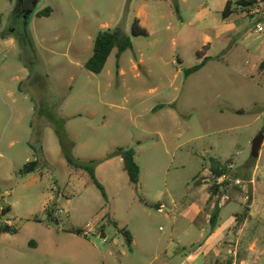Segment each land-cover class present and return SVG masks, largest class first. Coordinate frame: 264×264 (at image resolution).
I'll list each match as a JSON object with an SVG mask.
<instances>
[{
	"label": "rangeland",
	"instance_id": "1",
	"mask_svg": "<svg viewBox=\"0 0 264 264\" xmlns=\"http://www.w3.org/2000/svg\"><path fill=\"white\" fill-rule=\"evenodd\" d=\"M230 1L223 18L226 0H36L22 18L17 0H0V226L15 229L0 232V264H145L153 253L182 264L213 231L187 239L196 209L217 205L215 164L229 167L226 184L248 179L220 194L223 236L191 264H225L232 247L238 263L264 264V139L251 156L264 123V0ZM135 18L147 36L131 33ZM117 26L132 47L89 71L94 37ZM48 115L64 119L75 160H99L105 196L67 163ZM118 147L134 150L137 183L109 156Z\"/></svg>",
	"mask_w": 264,
	"mask_h": 264
},
{
	"label": "trees",
	"instance_id": "2",
	"mask_svg": "<svg viewBox=\"0 0 264 264\" xmlns=\"http://www.w3.org/2000/svg\"><path fill=\"white\" fill-rule=\"evenodd\" d=\"M255 1L256 0H237V3L241 5L242 7H244L245 9H247V7L255 3ZM231 4L232 2L230 0H226L224 8L221 11V15L223 18H226L231 14L232 12ZM51 10L52 9L50 7H46L43 10L37 11L36 15L37 16L49 15L51 13ZM131 33L133 35H145V36L148 35V32L146 31V29L139 26V21L136 18L132 22ZM131 47H132L131 38L130 36L124 33L121 27L119 26L114 27V28L107 27L99 31L94 37L92 53L88 57L84 65L89 71L94 72V73H99L103 69L108 56L110 55V53L112 52L114 48L116 49L115 55L118 57L123 51ZM205 60H206V57H204L200 63L185 69V73L189 74L191 72L198 70L204 64ZM48 117L52 121V124L54 126V132L58 137L62 154L65 160L67 161V163L75 168H81L87 171L92 182L99 188L101 194L105 196L104 187L98 181L96 174H95V167L99 163V160L93 159L87 162H79L75 160V158L71 154V148H72L73 143L70 139L66 137L64 130H63L64 119L63 118L56 119L49 115ZM261 132L264 133V123L261 128ZM134 154L135 152L132 148L118 147L109 156L110 157L120 156L122 158L123 169L126 171L129 181H131L132 183H137L139 180L140 170H139V166L135 162ZM38 166H39L38 158L34 160H29L21 168V172L23 173L30 172ZM228 169L229 167H227L226 165L220 166L219 164H215L211 166V172L216 178L221 176L224 173H227ZM239 176H241L242 177L241 179L243 180L248 179L247 176H244L241 173L235 175V177L233 178L234 179L240 178ZM226 183L227 181H224L222 184H226ZM223 192H224L223 190H220L219 184H214L213 189L211 191V196H215L217 198V201H219L220 194ZM8 209L9 208H3L2 212ZM219 210H220V207L216 205V207L214 208L210 216L209 222L212 226H214L216 223ZM47 211L49 215L51 216L53 211L51 212L48 208H47ZM113 224L116 225V222L113 221ZM72 231L77 232V233H82L80 229H73ZM100 231H101V234H103L104 229L101 228ZM0 232H15V229L11 228L9 224H3L0 226ZM123 233L125 235L128 245L131 246V243H132L131 233L128 230H123Z\"/></svg>",
	"mask_w": 264,
	"mask_h": 264
},
{
	"label": "crops",
	"instance_id": "3",
	"mask_svg": "<svg viewBox=\"0 0 264 264\" xmlns=\"http://www.w3.org/2000/svg\"><path fill=\"white\" fill-rule=\"evenodd\" d=\"M214 199V198H213ZM214 201V200H213ZM162 205V204H161ZM190 209H191V206H189ZM216 207V204L213 203V205H209V204H206L204 205L202 208H197L196 209V215L194 216L193 215V223H195V225L197 226V229L195 231V233H193L191 235V231L194 230L193 227H187L188 229H186L184 231V236L187 234V236H190V237H187V239H191L192 237L196 236V235H199L200 237H197V238H201L204 234V231L206 229L205 227V224L206 223H209V219H210V216L214 210V208ZM159 210L161 209L160 207H158ZM233 218L235 219L237 217L236 214H233ZM218 219V218H217ZM211 225V224H210ZM211 227L213 228V231L207 236V240L208 241H205L203 242L199 247L198 249L196 250H193V253L186 258V260H184L182 262V264H191V262H193V256L194 255H198V253L202 252L204 248H206L208 245H210L212 242H214L213 240H215L219 235L220 236H223V229L222 227L219 225L217 226V220H216V223L214 226L211 225ZM216 232V235L212 237L213 233ZM132 242H133V238H132ZM252 245H250L251 247ZM234 248V247H233ZM216 253L219 254L220 253V249L221 248H214ZM229 248L227 249V252H228ZM146 259H144L145 261V264H168L166 261H163L160 257H159V254L157 253H153V254H147L145 256ZM120 259H122V257H120ZM225 260V259H224ZM225 263V261H223ZM119 264H124L122 263V261H119ZM216 264H217V261H216ZM242 264V263H241Z\"/></svg>",
	"mask_w": 264,
	"mask_h": 264
},
{
	"label": "built area",
	"instance_id": "4",
	"mask_svg": "<svg viewBox=\"0 0 264 264\" xmlns=\"http://www.w3.org/2000/svg\"><path fill=\"white\" fill-rule=\"evenodd\" d=\"M258 29H261V26H258ZM218 179H220L218 181ZM230 178L227 177V173H224L222 174L221 176L217 177L216 178V184H219L220 185V190H223V191H226V192H229L230 189V185L232 184H240V181L239 179H231L230 182L228 184H222L225 180H229ZM250 193L249 191L245 190V196H244V200L245 201H250V198H249V194ZM225 198V200H228L229 199V196L227 194L223 195L222 198ZM220 198L219 201H217V205L220 207V205L222 204L223 202V199ZM59 211H61V209H59ZM105 238H102V241H104ZM228 253L231 255L225 264H240L238 263V260H237V251H236V248L232 247V248H229L228 250Z\"/></svg>",
	"mask_w": 264,
	"mask_h": 264
},
{
	"label": "flooded vegetation",
	"instance_id": "5",
	"mask_svg": "<svg viewBox=\"0 0 264 264\" xmlns=\"http://www.w3.org/2000/svg\"><path fill=\"white\" fill-rule=\"evenodd\" d=\"M36 0H17V4L14 8L16 16L26 17L29 13L34 10V4Z\"/></svg>",
	"mask_w": 264,
	"mask_h": 264
},
{
	"label": "water",
	"instance_id": "6",
	"mask_svg": "<svg viewBox=\"0 0 264 264\" xmlns=\"http://www.w3.org/2000/svg\"><path fill=\"white\" fill-rule=\"evenodd\" d=\"M36 3L34 4V8H35ZM264 139V134L263 132H259L253 139L251 142V156L253 158L258 157L259 155V150L262 144V141Z\"/></svg>",
	"mask_w": 264,
	"mask_h": 264
}]
</instances>
